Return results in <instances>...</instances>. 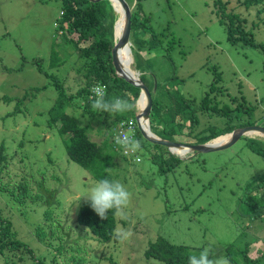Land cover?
Segmentation results:
<instances>
[{
	"label": "rangeland",
	"instance_id": "1",
	"mask_svg": "<svg viewBox=\"0 0 264 264\" xmlns=\"http://www.w3.org/2000/svg\"><path fill=\"white\" fill-rule=\"evenodd\" d=\"M136 1L150 26L137 37L148 39L154 32L163 45L176 38L170 51L173 66L157 50L141 52L151 58L150 70L159 81L174 76L171 86L197 102L207 92L215 96L209 105L234 108L243 102L242 111L230 113V119L216 110L198 109L199 123L191 129L175 128L176 140L204 143L200 140L222 131L227 120L235 126L242 122L264 126V55L258 47L228 41L213 0H127L129 7ZM224 1L245 19L256 42H264V12H258L259 6ZM62 12V0H0V149L5 157L0 163V215L11 221L16 238L32 249L5 250L0 253V264H36L35 259L44 264H165L144 255L149 243L160 236L195 247L197 254L202 250L198 247H209L215 257H227L230 264L242 263L239 249L248 241L252 242L249 253L258 255L254 246L264 249V218L251 215L250 202L253 196L264 194V184L257 190L253 187L264 180L263 136L243 135L212 152H186L178 155L174 168H167L175 162L172 152L146 137L140 136L135 152L116 146L119 126L113 119L117 115H91L85 96L72 97L66 110L79 124L89 125L92 141L115 149L110 175L130 193L127 206L116 212V233L126 230L130 235L102 242L77 222L78 209L97 180L69 159L66 136L48 125V110L58 89L46 72L59 78L68 95H75L85 82L84 71L77 70L81 59L76 49L64 42ZM150 42L142 46L147 49ZM54 49L64 62L50 68ZM213 68L222 74L214 91L210 88ZM155 96L161 105L171 103L162 88ZM155 117L152 130H163L162 117ZM250 138L260 141L252 143ZM23 185V198L14 199L7 192L12 187L18 192ZM37 227L43 229L42 240Z\"/></svg>",
	"mask_w": 264,
	"mask_h": 264
},
{
	"label": "trees",
	"instance_id": "2",
	"mask_svg": "<svg viewBox=\"0 0 264 264\" xmlns=\"http://www.w3.org/2000/svg\"><path fill=\"white\" fill-rule=\"evenodd\" d=\"M236 1L245 7L259 6L258 12H264V0ZM62 6L63 12L60 21L66 24L64 25L62 34L64 37V42L70 43L72 47L76 49L75 51L77 52L78 57L81 59L80 68L77 70L84 71L82 74L85 78V82L84 85L77 91V93H75V95H68L65 91V88L63 87V84L59 81V78L54 74L46 72L48 76L51 75L52 85L58 89V95L48 110V125L55 126L60 135L66 136V138H64V143L67 150V155L70 160L89 170L93 178L97 181L105 178L112 180L109 169L112 170L114 165V156L116 154L114 151L115 149H110L106 145L101 146L97 142L92 141L87 133L89 125L83 126L79 124L74 116L67 112L66 108L69 102L72 100V97L85 96L89 102L88 106L91 115H95L96 113L107 114L108 112L93 109L92 102L88 98V95H95L94 89L96 87H104L103 93L106 100L121 98L134 104L139 97L140 88L121 77L115 69L111 51L115 43L114 22L116 14L111 2L109 0H62ZM213 7L219 23L226 28L227 39L230 43L242 46L258 47L264 55V42H256L253 30L245 27V19L242 18L238 12H235L233 9H228L227 1L213 0ZM130 13L131 26L129 44L131 45L132 53L133 48L135 50L133 66L139 70V77L147 85L152 97V106L148 116V122L150 124L151 130L156 125L154 123L156 119L155 114L161 116L162 118L160 119L163 122V130L154 129L152 130L154 133L163 138L176 140L173 137L176 129L184 130L186 128L185 126L191 129L197 123H199L197 114L198 109H206L207 112H214V110H216L217 113L227 116V119H230V113H235L237 115L242 111L243 102H239L234 108L228 106L227 104L219 105L216 103L214 105H209V102H213V97L215 96L208 95V92L206 93L205 97H203L201 102H197L191 98H188L187 96H184L175 90L173 86H171L170 81L173 80L174 76L169 77V79H165L164 82L163 80L159 81L157 79L158 77L153 74V70H150L151 58H149V56H142L141 52L145 51L147 54H149V51L157 50V55L169 59V64L173 66V58L170 57V51L173 49L176 43V38L174 37L168 39L166 45H163V40L154 32H151L148 39L142 38L141 36L137 37V33L140 32L142 28L150 27L148 25V19L144 17L143 12L141 11V5L137 3V1L131 6ZM141 32H145V30ZM149 33L150 31L148 34ZM71 34H75L76 37L72 38L70 36ZM147 40H150L151 42L147 49H145L142 45ZM63 62L64 61L59 59L57 50L54 49L50 55V68L63 65ZM139 65L140 67L145 66V68L138 69ZM214 68L216 67L214 66ZM214 72L215 75L213 77L215 79L211 85L212 87H210L213 89V91L217 87L215 85H217L222 80V74L217 72L216 69H214ZM154 80L156 81V87L154 88L155 91H153ZM166 82H168V84ZM159 88H162V90L167 93L169 97H171L170 104L161 105L158 103V99L156 98L155 94ZM35 89L36 90L34 91L40 90L39 88ZM219 90H222V88L219 87ZM116 115L118 117L117 120L116 118L113 119V123L115 125L121 122L123 119H135L134 108L130 111L121 113L120 115L117 113ZM229 121L230 120L226 121L222 131L208 135V137H205L204 140H200V142H204L205 140L208 141L210 138L213 139L219 135L230 132L237 127L247 125L246 122H242L235 126L229 124ZM166 123H171L172 126L168 127ZM137 132L138 140L140 136L142 137V135L138 129ZM142 138L144 139V137ZM249 141L255 143L256 141L260 140L250 138ZM256 150L257 152L262 153L259 147L256 148ZM171 156L175 162H171L167 168H174V164L179 159L177 155L173 154ZM4 160V154L0 149V163ZM162 169L166 170L165 168ZM257 180L258 179H256L254 183H257ZM22 184L23 183H20L19 185ZM263 184L264 180H260L258 184L255 185L252 183L253 187L255 188L254 190H257ZM25 190L26 186L23 185L18 192L15 191L13 187L8 188L7 192H10L12 198L20 199L25 196ZM260 199H262L261 202L257 204V201ZM250 203V205H252L251 215L255 216L256 218L261 217V219H263L264 194L260 196L258 195V197L253 196ZM116 212V209H111L108 211L106 219H102L91 208L90 202L86 200L80 205L78 209L77 222L88 227L95 238L102 242L116 240ZM42 230L43 229H41V227H37L36 229L39 240L43 239V235L40 234ZM250 243L252 242H245V245L239 249V252L242 255L241 264H264L261 261L264 259V249L258 248L255 244L254 249H257L259 254L256 256L251 255L248 249ZM232 245L233 244H229V246ZM20 247H24L27 252H32V249L26 247L24 243L16 238V232L12 230L11 221L3 218L0 215V253H3L5 250L20 249ZM199 248L203 249L202 246L198 247L197 249ZM57 249L61 250L62 246H58ZM195 249V247L188 245L171 243L166 238L160 236L157 237L155 241H151L149 243L144 255L146 258H155L164 262L165 264H188V257L190 254L196 252ZM35 262L36 264H44V262H41L37 259H35Z\"/></svg>",
	"mask_w": 264,
	"mask_h": 264
},
{
	"label": "clouds",
	"instance_id": "3",
	"mask_svg": "<svg viewBox=\"0 0 264 264\" xmlns=\"http://www.w3.org/2000/svg\"><path fill=\"white\" fill-rule=\"evenodd\" d=\"M109 1L111 2L112 7H113L115 14H116L115 21H116V23H118L120 17L118 19L117 7L112 2V0H109ZM125 1L127 2V0H125ZM113 4L115 5L116 10H115ZM127 4H128V2H127ZM129 8L131 11V7H129ZM129 47H130V51L132 52L130 44H129ZM133 60H134V55H133ZM98 88L102 89V91L104 89V87H98ZM94 91H95V89H94ZM89 100H91V102H92L93 109L108 112V113H113V114L124 113L126 111L132 110L133 108H134V111L136 114V108H138L137 107V103H138L137 101L134 104V103H130L128 100L121 99V98H113L112 100H106L104 97V93L99 91V90L97 92L95 91V95L90 96ZM129 120L133 121L134 138L135 139H133L129 136H121L120 135L121 122H122L121 121L117 124L119 126V133H117V136L115 135L114 141H115L116 146L121 145L126 150H130V151L135 152L139 148V142L137 140V135H138L137 129H138V127H137L136 121H134L135 119L134 120L129 119ZM134 122H135V124H134ZM145 125L147 128L149 127L151 132H153L151 130L149 122H147ZM127 132L132 134V132L129 130H127ZM139 132H140V130H139ZM154 134H156V133H154ZM174 141H177V140H174ZM172 154L177 155V156L181 155V154H178L177 152H176V154H175V152H172ZM138 160H139V158H138ZM85 197H87V200L90 202V206L94 210V212L99 217H101L102 219H106L107 213L111 209H116L117 211H121V212L123 211V209L127 206L128 202H129L130 193L128 192L126 187L123 184H121L120 182L109 180V179L105 178V179H101V180L97 181L96 184L90 189V191L88 192V194ZM115 235H116L117 239L123 240V239H126L130 235V233L126 230H122L120 232L115 233ZM188 264H230V261L227 257H224V256L215 257L212 253V250L209 247H204L198 254L192 253L189 255Z\"/></svg>",
	"mask_w": 264,
	"mask_h": 264
},
{
	"label": "water",
	"instance_id": "4",
	"mask_svg": "<svg viewBox=\"0 0 264 264\" xmlns=\"http://www.w3.org/2000/svg\"><path fill=\"white\" fill-rule=\"evenodd\" d=\"M91 1H99V0H91ZM121 9L120 13V19L122 20L123 26L122 30L119 33L118 37H116L115 29H116V22L114 23V38L115 43L113 45L111 56L113 59V63L115 65V69L117 70L118 74L123 77L125 80L130 82L131 84H134L140 88V94L137 99V102L143 99V105L141 107L136 108V114H135V121L137 123V127L140 130L143 137H146L147 139L158 143L160 145H163L167 147L169 150L173 151L172 148H182L186 149V152H193L194 155H197L199 153H206V152H212L221 148H224L228 145H231L236 140L239 139L240 136L243 135H250L255 132L261 134V136L264 137V126L263 125H257V124H251L246 125L242 127H237L233 129L232 131L223 134L228 135L227 139L225 141L218 140L222 135H219L212 140H208L204 143H184L180 141H174L167 138L160 137L153 132L150 131L149 127H146V123L148 122V116L150 114L151 106H152V97L150 94V91L147 87V85L140 79L138 74L130 72L129 68H127L122 61L121 55H120V49L121 48H128L129 47V37H130V26H131V13L130 8L125 0H116ZM114 5V4H113ZM114 8L116 10V7L114 5ZM156 87V82L154 80V88ZM149 126V125H148Z\"/></svg>",
	"mask_w": 264,
	"mask_h": 264
},
{
	"label": "bare ground",
	"instance_id": "5",
	"mask_svg": "<svg viewBox=\"0 0 264 264\" xmlns=\"http://www.w3.org/2000/svg\"><path fill=\"white\" fill-rule=\"evenodd\" d=\"M112 2L116 5L117 7V16H118V19L120 17V13H121V9H120V5L117 3L116 0H112ZM122 26H123V23H122V20H119L117 25H116V29H115V33H116V37H118L119 33L121 32L122 30ZM120 55H121V58H122V61L124 62L125 66L127 68H129L130 72L132 71V73H135L134 72V66H133V55H132V52L128 50V48H121L120 50ZM136 74V73H135ZM143 105V99L138 101L137 103V107H141ZM250 133H253V134H257V135H260L259 133H255V132H250ZM228 135H222L220 136L219 138H217V141L218 140H222V141H225L227 139ZM173 151L177 152L178 154H181V155H184V153H186V149H182V148H172ZM182 152V153H180Z\"/></svg>",
	"mask_w": 264,
	"mask_h": 264
},
{
	"label": "built area",
	"instance_id": "6",
	"mask_svg": "<svg viewBox=\"0 0 264 264\" xmlns=\"http://www.w3.org/2000/svg\"><path fill=\"white\" fill-rule=\"evenodd\" d=\"M98 90L101 91V92H103L102 89L96 87L95 88V91L97 92ZM121 130H122V131H120V135L121 136H129V137L135 139L134 138V125H133V121L132 120H129L128 122H121ZM127 130L131 131L132 134L131 133H128Z\"/></svg>",
	"mask_w": 264,
	"mask_h": 264
}]
</instances>
